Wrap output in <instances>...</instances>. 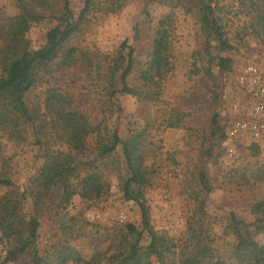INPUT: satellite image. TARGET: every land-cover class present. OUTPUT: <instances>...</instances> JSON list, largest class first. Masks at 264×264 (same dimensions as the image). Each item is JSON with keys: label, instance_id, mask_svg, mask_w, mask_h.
Here are the masks:
<instances>
[{"label": "trees", "instance_id": "obj_1", "mask_svg": "<svg viewBox=\"0 0 264 264\" xmlns=\"http://www.w3.org/2000/svg\"><path fill=\"white\" fill-rule=\"evenodd\" d=\"M129 1L83 0L79 13L71 0H16L14 13L0 7V139L32 145L43 160L19 197L0 148V187L5 189L0 197V264H264L260 146L250 143L244 163L234 161L220 169L222 191L240 194L257 219L247 222L235 211L216 217L205 210L214 192L206 165L227 140V126L215 113L205 129L194 128L187 125L190 113L172 106L173 81H190L212 70L223 75L233 69L235 47L228 37L225 8L217 0L192 4L141 0L144 18L134 34L138 39L142 32L148 40L144 58L137 60L134 47L126 41L114 53L85 51L80 38L97 21L118 16ZM258 6L263 16L258 40L264 51V0H258ZM185 16H190L195 28V48L181 53L176 44ZM46 19L54 26L45 43L31 50L26 30ZM234 38L241 43V35ZM82 62L81 80L95 108V120L76 99L78 79L69 76ZM118 71L122 72L120 91L114 87ZM117 94L160 106L159 117L134 124L128 137L121 139L107 126ZM175 130H183L198 148L201 166L194 178L188 177L189 171L179 170V155L166 146L165 133ZM90 134L96 136L92 148L87 143ZM118 151L129 174L119 189L124 201L139 208V222L101 227L80 214L57 222L44 240L46 211L58 214L75 197L89 207L108 198L106 160ZM175 174L185 175L194 208L181 249L174 238L154 231L144 201L146 190L160 187ZM217 224L221 234L215 230Z\"/></svg>", "mask_w": 264, "mask_h": 264}, {"label": "rangeland", "instance_id": "obj_2", "mask_svg": "<svg viewBox=\"0 0 264 264\" xmlns=\"http://www.w3.org/2000/svg\"><path fill=\"white\" fill-rule=\"evenodd\" d=\"M195 1L188 0L191 4ZM15 3L16 0H0V7L7 12L14 13ZM82 3L83 0H71L72 8L76 13L82 9ZM217 3L220 7L225 8L228 37L232 38L231 41L235 47L233 69L223 75L212 70L213 73L200 74L190 81L175 80L171 84V90L176 95L172 106L188 111L190 117L187 119V125L199 129H205L210 117L215 113H220L222 125L227 126L228 108L240 96L236 89L238 73L248 63H256L264 69V51L258 40V35L263 29V16L258 6V0H217ZM185 17L187 21H181L176 44V50L181 53L192 51L195 48L193 40L195 28L189 20L190 16ZM143 18L142 1L130 0L118 16L97 21L80 38L79 44L90 53L94 51L114 53L126 41L128 45L134 47L135 58L142 59L148 50V40L142 32L139 33L137 39L134 28L141 23ZM53 26L54 23L48 19L28 26L26 38L31 50H37L45 43L46 33ZM237 35H241V43L234 38ZM205 66L207 67V65ZM84 69L85 63L82 62L69 76L78 79L75 85L79 86L74 88L76 89L74 90L76 99L90 114L91 119L95 120V108L88 100L83 87L84 82L81 80L84 77ZM121 75V71L115 73L114 87L117 91L121 89ZM69 76H67V80H69ZM114 104L115 113L108 119L107 126L111 130H116L123 140L128 137L133 127H136L134 124L142 121H155L160 114V106L141 104L136 97L130 95L117 94ZM164 137L167 148L174 149L180 157L182 167L179 170L189 171L191 175L188 177L194 178L201 166L197 146L187 139L183 130L167 131ZM95 141V134H90L87 140L88 146L94 147ZM56 143L59 146L61 144L58 137H56ZM250 143L252 142L249 139L225 141L215 149L214 159L206 165L214 187V192L209 197L205 209L208 213L222 217L230 211H235L247 222L257 219V214L251 212L241 202L240 194L227 193L221 189L220 169L234 161L244 163L242 157L246 154V148ZM257 144L259 145V143ZM0 148L9 162L16 192L21 197L24 187L33 179L37 170L42 166L43 160L39 157L37 148L27 143L0 139ZM260 148L259 160L264 162V145H261ZM106 163L109 184L108 198L89 207L79 197H75L70 205L58 214L52 210L46 211L42 219L44 240L47 241L52 235V227L57 222L66 221L70 217L80 214L89 223L98 224L101 227L113 225L121 227L128 223L139 222V208L133 202L124 201L119 189L120 183L129 176L121 151L110 155ZM182 176L185 175H170L166 177L160 187L146 190L144 193V201L149 210L152 228L157 233L174 238L179 249L182 247L187 220L194 211L190 202L188 184L185 183ZM4 191L5 189L0 187V197ZM215 230L219 234L222 233V228L218 224L215 226Z\"/></svg>", "mask_w": 264, "mask_h": 264}, {"label": "built area", "instance_id": "obj_3", "mask_svg": "<svg viewBox=\"0 0 264 264\" xmlns=\"http://www.w3.org/2000/svg\"><path fill=\"white\" fill-rule=\"evenodd\" d=\"M240 96L228 108L226 141L264 142V69L248 63L237 75Z\"/></svg>", "mask_w": 264, "mask_h": 264}, {"label": "crops", "instance_id": "obj_4", "mask_svg": "<svg viewBox=\"0 0 264 264\" xmlns=\"http://www.w3.org/2000/svg\"><path fill=\"white\" fill-rule=\"evenodd\" d=\"M258 143H259L260 146H261V145H264L263 142H258Z\"/></svg>", "mask_w": 264, "mask_h": 264}]
</instances>
